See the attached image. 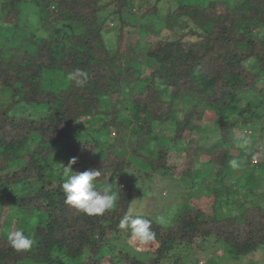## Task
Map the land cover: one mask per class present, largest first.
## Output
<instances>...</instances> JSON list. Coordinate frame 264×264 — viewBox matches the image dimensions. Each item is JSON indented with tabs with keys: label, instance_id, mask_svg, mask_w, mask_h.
I'll return each instance as SVG.
<instances>
[{
	"label": "trees",
	"instance_id": "16d2710c",
	"mask_svg": "<svg viewBox=\"0 0 264 264\" xmlns=\"http://www.w3.org/2000/svg\"><path fill=\"white\" fill-rule=\"evenodd\" d=\"M29 1L0 2V92H10L0 104V264H165L174 248L199 253L210 238L233 258L264 249L255 174L264 173V162H253L239 185L245 196L225 182L231 161L252 163L254 151L234 148L243 137L234 130L261 118L253 108L264 98V0H165L161 21L155 0L141 10L136 33L124 30L133 0H41L38 21L47 35L23 17ZM26 43L33 52L21 51ZM205 123L214 136L202 132ZM164 126L168 143L155 145ZM71 157L74 172L100 171L98 189L111 184L118 197L112 210L87 215L65 203L61 169ZM197 159L210 164L211 181L192 180L203 173ZM130 169L207 187L219 210L187 205L186 196L167 209L169 223L147 216L156 233L147 244L152 256L116 249L111 241L131 237L119 221L142 194L125 183ZM234 191V213H227L219 201ZM12 223V231L31 236L30 249L9 246L4 227Z\"/></svg>",
	"mask_w": 264,
	"mask_h": 264
},
{
	"label": "rangeland",
	"instance_id": "374dc122",
	"mask_svg": "<svg viewBox=\"0 0 264 264\" xmlns=\"http://www.w3.org/2000/svg\"><path fill=\"white\" fill-rule=\"evenodd\" d=\"M2 0H0L1 2ZM4 1V0H3ZM41 3V0H30L27 4L28 8H25L23 11V17L26 18V20L31 24V27L36 31L37 34L41 35H47V32L41 27L39 23V13H38V4ZM155 3V0H133V7H132V13H127L124 15V19L130 23L127 24L124 27V30L126 32H133L136 33L134 26V23L136 22L137 18L141 15V10L148 5H153ZM167 4L165 0H161L158 4L157 9V16L155 17L156 20H160L162 18L163 12L167 9ZM112 7H108L107 9H104L102 11V15L111 13ZM25 19H23V22L26 24ZM144 20V19H142ZM109 25L112 27H116L118 25L117 19L114 18L112 14H110V17L108 19ZM133 24V25H132ZM161 22H159V25L161 26ZM0 25L4 26V23H0ZM28 27V26H27ZM59 32L64 38H68L71 35V31L69 28H67L63 23H60L59 26ZM139 36L141 38V41H143L142 36L143 33H139ZM9 38V37H7ZM21 51H28L33 52L34 46L31 47L30 44L26 43L22 48ZM150 65H154L153 63H149ZM60 84H57L55 88H59ZM10 96V92L3 91V95L0 92V104L4 101H7ZM30 111L33 113V109H27V111ZM258 111V113H261V118L251 121H246L244 124L241 125L242 130L235 129L234 132L236 134H241L243 137L240 138V142L234 146V148H237L238 151H243L247 153L253 152L252 155V163L249 165H246L244 168H240L239 165L236 168L231 167L230 172L228 173L225 182L227 184H230L234 189L237 190V192H242L243 196H245L246 191L239 187V185H242L245 182V178L247 176V172L250 171L249 169H252L256 166H253V162L263 161L264 162V98L262 99V103L260 106L255 109L253 108V111ZM26 111V112H27ZM25 113V112H23ZM182 113H179V116ZM243 111L242 113L239 112V116L243 117ZM249 116V115H247ZM125 114L122 113L120 115V118H124ZM214 125L212 123H205L202 126V132L206 133L209 136L213 135V129ZM167 126H164L161 135L159 136L158 141H155L154 144H161L166 145L168 143V137L167 135H164L166 131L164 129H167ZM158 129V131H160ZM171 132V130H170ZM206 142V141H204ZM211 142L208 140L207 144H210ZM185 145H182V148H184ZM182 154H180V151L177 150L174 153V156L172 160L174 162H177ZM240 157V156H239ZM238 158V157H237ZM171 160V161H172ZM253 164V165H252ZM195 168L197 170L203 171V173H199L197 175H194L195 182H198L200 184H203V181L207 178L209 181L212 180L211 178V171H210V164L205 163V160L197 159L195 161ZM264 170V168H263ZM257 177L259 178V184L257 185V191H261L263 199L261 200V203L264 204V173H258L255 172ZM124 178L125 183L132 186L134 189H136L139 192H142L140 200L136 201L133 205H136L139 207L140 205L143 206L142 211L146 216L154 217L158 220H161L162 222H168L171 219V215L169 214V211L167 212V209L169 210L170 207L173 204H178L184 199L186 196L185 204L195 207H201L204 209H207L208 211H211L212 209L219 208L216 206V204H212L213 196L210 193V190L207 187H202V189H190L188 182L186 181L185 177L175 178L173 176H164L161 177L160 173L157 175H153L151 177L143 176L136 174L133 169L127 170L124 172ZM237 192L230 193L229 195H224L219 203L222 205V208L227 211V213L230 211L234 213V210L228 209V207L233 206L235 203V199L238 196ZM15 221V219H12ZM169 223V222H168ZM13 223L10 227V230H8L6 227H4L7 231H12L14 229ZM111 246H113L116 249H122L124 251H127L128 253L145 260L148 257L152 256V253L149 249L148 245H141L135 241L132 240L131 237L126 236L124 234H121L118 239H115L111 241ZM225 244L216 241L214 238H210L206 241V243L201 248L202 251L198 250L199 253H196L192 247H184V246H178L174 248L171 251L170 257L165 260V264H264V249H259L256 253L246 256V257H239V258H233L230 257L225 251L224 248ZM20 264H34L29 261H24ZM72 264H76L72 263Z\"/></svg>",
	"mask_w": 264,
	"mask_h": 264
},
{
	"label": "clouds",
	"instance_id": "9594fccd",
	"mask_svg": "<svg viewBox=\"0 0 264 264\" xmlns=\"http://www.w3.org/2000/svg\"><path fill=\"white\" fill-rule=\"evenodd\" d=\"M77 162V157H71L67 165H63L61 185L65 196V203L71 205L87 215H103L112 210L117 204V195L112 191V186L98 189L95 181L101 175L98 169H88L82 172H74L72 165ZM231 167L236 168L235 160L230 162ZM143 206L131 205L119 221L118 227L126 232L130 231L133 241L147 245L154 241L156 233L152 230V220L142 211ZM7 243L16 251L28 250L33 246V239L25 234L24 228H17L7 233Z\"/></svg>",
	"mask_w": 264,
	"mask_h": 264
}]
</instances>
